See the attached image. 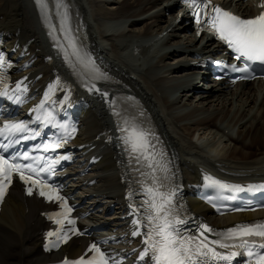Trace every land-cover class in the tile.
<instances>
[{"label": "bare ground", "instance_id": "bare-ground-1", "mask_svg": "<svg viewBox=\"0 0 264 264\" xmlns=\"http://www.w3.org/2000/svg\"><path fill=\"white\" fill-rule=\"evenodd\" d=\"M176 2L39 0L38 4L37 0H0V30L10 31L8 39L20 46L30 39L28 49L37 47L42 52L47 50L45 35L51 39L58 29L70 38L68 50L74 49L81 36L99 56L103 72L111 76L115 89L137 96L142 109L151 115L186 180L197 182L200 168L235 175L264 173V84L224 90L209 82L205 85L208 89L193 97L181 92L191 76L184 72V56L205 37L183 34L181 28L186 26H173L172 14L165 17ZM252 2L225 0L228 7L241 13H253ZM36 74L38 71L30 76ZM98 111L90 115L83 136L93 139L106 126L104 114ZM83 141L79 138L76 143ZM101 154L93 177V187L99 193L91 203L118 202L123 188L117 183L115 153L106 149ZM191 204L208 215L202 204ZM43 207L48 206L40 199L22 196L19 188L11 190L0 214V264H38L45 260L38 246V232L43 226L38 210ZM116 217L117 212L108 217L100 213L91 219L103 223ZM215 219L231 223L238 217ZM114 222L120 223L118 219ZM82 243H72L74 254Z\"/></svg>", "mask_w": 264, "mask_h": 264}, {"label": "snow or ice", "instance_id": "snow-or-ice-1", "mask_svg": "<svg viewBox=\"0 0 264 264\" xmlns=\"http://www.w3.org/2000/svg\"><path fill=\"white\" fill-rule=\"evenodd\" d=\"M37 2L39 4V0ZM185 3L193 10L198 29L202 30V27H206L215 33L228 48L236 53L237 60L244 61L243 68L231 65L232 71L249 73L250 63L264 65V11L253 18L244 19L217 5H212L210 0H185ZM260 7L264 8V2L260 4ZM77 59L82 65L90 68L93 78H105L86 53L83 56L77 54ZM4 64V57L0 54V67H3ZM242 78L248 79L250 75H245ZM0 84H3V80H0ZM91 90L90 88L89 91ZM25 91L26 89L21 88L17 83V89L13 91L12 96H9L6 90H0V96L14 99L17 104H20L23 103L21 96ZM104 95L107 96V93ZM44 105L45 101H41L40 105L33 110L37 113L36 122L42 127L46 125L58 126L63 128L67 135H71L68 132V125H57L56 116L52 111H46ZM125 123L128 127L121 131L127 133L123 137L126 150L143 156L151 170L149 172L150 186L144 189L147 197L142 203L144 215L133 221L134 224L145 229L143 232L145 248L140 253V260L145 261L147 257L150 264H235L237 257H243L244 264H264V223L236 225L215 233L207 224H200L195 235L185 228L186 220L181 218L179 208L175 203L176 192L165 183L168 180L166 175L168 169L156 160L154 149L149 151L153 148L148 140L149 133L135 122L125 121ZM74 131L73 127L72 132ZM40 135L39 131L30 127L25 121H6L3 127H0V136L8 138L7 144H0V201L3 200L9 186L13 183V177L18 176L20 181L29 185L26 189L28 195H33V189L38 188L41 197L61 201L66 218V213L70 212L71 208L67 206L66 199L59 195L58 189L48 183L42 174L53 173L54 165L59 163V159H68V157H61L52 161L51 164L45 163L40 166L38 162L44 158L41 156L32 157L29 152H24L22 156L19 154L5 155L13 143H19L20 139L34 140ZM64 142L65 139L60 138L58 143L37 144L36 149L42 148L44 152L54 151ZM140 156L137 157V160L140 159ZM21 160L31 162L23 163ZM158 171L165 175H155ZM205 180H209L211 185L219 188L241 190L240 185H229L208 176H205ZM248 188L249 190L264 189V184L248 185ZM57 215L59 214H50L49 218L55 219ZM55 223L61 224L63 221L55 219ZM69 223L74 222L69 221ZM206 233H214L216 238L209 239ZM132 235L138 236L141 235V232L133 231ZM47 237H57L59 240L60 233L59 231H49ZM63 239L67 240L68 237L64 236ZM51 246L58 247V244L56 241H52ZM48 247L49 245L46 244L45 248ZM90 251L94 253L90 259L81 256L76 260L69 261L65 258L63 264H109L113 259L96 244L90 246Z\"/></svg>", "mask_w": 264, "mask_h": 264}, {"label": "rangeland", "instance_id": "rangeland-1", "mask_svg": "<svg viewBox=\"0 0 264 264\" xmlns=\"http://www.w3.org/2000/svg\"><path fill=\"white\" fill-rule=\"evenodd\" d=\"M195 136H198V134L196 133ZM194 139L196 140L197 138L194 137ZM198 141H200V139ZM251 151H254V150L252 149Z\"/></svg>", "mask_w": 264, "mask_h": 264}]
</instances>
